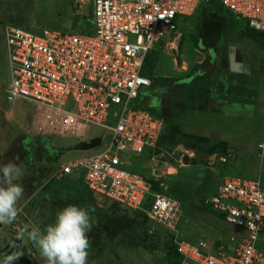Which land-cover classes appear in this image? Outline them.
<instances>
[{"label":"built area","instance_id":"1","mask_svg":"<svg viewBox=\"0 0 264 264\" xmlns=\"http://www.w3.org/2000/svg\"><path fill=\"white\" fill-rule=\"evenodd\" d=\"M210 3L248 30L264 34V0H73L72 17L88 20L92 34L43 28L36 35L7 26V98L53 109L65 117L66 126L104 130L107 143L101 151L66 162L53 177L73 178L92 196L144 217L150 233H167L182 263L264 264V251L257 246L264 232L261 177H223L214 193L203 197V206L246 232L234 246H215L184 238L178 202L154 191L124 160L152 152L164 132L163 118L138 106L152 84L144 74L147 56ZM257 149L264 158V136Z\"/></svg>","mask_w":264,"mask_h":264},{"label":"rangeland","instance_id":"2","mask_svg":"<svg viewBox=\"0 0 264 264\" xmlns=\"http://www.w3.org/2000/svg\"><path fill=\"white\" fill-rule=\"evenodd\" d=\"M72 4L73 0H0V162L15 160L20 167L26 168L23 176L30 188L18 203L20 211L17 219L12 224L0 225V258L19 250L23 256L16 264H31L30 261L45 264L40 250L28 240L27 234L23 239L18 238V234L32 228L44 232L48 224L55 222L61 209L76 204L90 205L95 209L93 216L96 223L89 233L91 250L88 264H102L103 257H116L119 263L125 257H151V264H158L171 253L167 235L150 233L138 215H128L91 196L79 181L53 177L55 171L66 162L101 151L107 143L104 130L96 126L77 128L70 125L66 128L65 117L55 110L12 102L7 98L9 68L3 41L5 27H19L36 35H40L43 28L68 34H92L88 20L72 17ZM205 11L209 12L199 9L196 17ZM86 12H89L88 8ZM219 28L217 41L207 42L220 54L214 66L228 67L224 58L228 49L232 53L237 51V55L251 50L264 60V34L249 31L238 21ZM196 33L193 22L188 21L148 55L147 74L154 75V91L138 100V106L158 113L165 122V130L152 152L133 158L125 156L124 160L128 162L130 171L149 183L154 191L178 202L184 215L181 231L184 236H189L190 230H195L201 223L208 229L212 228V232L221 234L222 240L234 246L246 232L230 226L206 211L201 204L202 197L214 192L220 179L215 170L216 154L226 150L222 145L210 144L208 138L194 134L196 126H203L197 113L173 110L167 100L169 96L179 100L183 98L182 101L191 100L193 90L199 91L197 96L200 99L203 92L213 85L212 81L203 85L198 77L209 64L205 52L195 47ZM199 49L203 50V47L200 45ZM193 100L192 106L200 105L201 101ZM248 128L235 127V130L248 132ZM245 131L240 135H250ZM94 139L100 140L97 147L81 148L80 144ZM237 156L241 161L235 165L243 166V156ZM245 161L247 163V159ZM257 167L261 176L253 177L249 170L237 172L235 166L227 175L247 179L261 177L264 180V165ZM186 180L194 182L186 187ZM45 195L46 199L39 200ZM192 234L191 238L199 239L197 234ZM260 245L258 242L257 246Z\"/></svg>","mask_w":264,"mask_h":264},{"label":"crops","instance_id":"3","mask_svg":"<svg viewBox=\"0 0 264 264\" xmlns=\"http://www.w3.org/2000/svg\"><path fill=\"white\" fill-rule=\"evenodd\" d=\"M245 51L241 52V55H237V51L232 53L228 49L227 55L224 57L228 67L213 65V61L215 62L216 59L220 58L219 52L208 54L210 56L208 60L212 61V65L205 67L200 72H208L213 85L203 92V98L200 99L196 95L199 91H192L191 100L194 101L195 97L197 101H201L200 105L193 108V110L186 105L172 104L169 101V107L173 110L197 113L200 116L199 120L203 122V126L201 124L196 126L194 134L208 138L210 144H220L226 150L222 154H216L218 158L215 170L220 179L235 176L234 174L227 175L231 173V167L233 166L237 167V172L249 170L253 177L259 176L261 173L258 171L257 166L264 165V158L259 155L257 149L258 143L264 136V60L254 55L251 50ZM191 100L186 99V101ZM171 105L178 107H172ZM245 126H249L248 132L244 131L250 135H240L244 131L238 132L235 130V127L242 128ZM237 154L243 156V166L235 165L236 162L241 161L238 159ZM221 157H224L226 161L221 163L219 161ZM245 159H247V163ZM21 168L23 174H25L27 172L26 168ZM25 179L22 176L19 181L25 189L23 197L30 191ZM46 196L41 197L39 200L46 199ZM185 220L188 221L187 217ZM180 227V231H182L183 222ZM193 232L197 234L199 239H209L207 242L215 246H219L221 242H227V240L221 239V234L212 232V228L208 229L201 223L195 227V230H190L189 236H184L181 233L186 239L196 240L191 238ZM259 243L261 245L258 248L264 251V232L259 236ZM102 264H151V257H125L122 263H119L116 257H103ZM158 264L168 263L164 258Z\"/></svg>","mask_w":264,"mask_h":264},{"label":"clouds","instance_id":"4","mask_svg":"<svg viewBox=\"0 0 264 264\" xmlns=\"http://www.w3.org/2000/svg\"><path fill=\"white\" fill-rule=\"evenodd\" d=\"M23 176L22 168L9 160L0 162V225L12 224L18 217V203L24 195V187L19 181ZM90 205L69 204L61 209L53 224L44 232L39 228L24 230L18 234L23 239L25 233L41 252L45 264H88L91 250L89 233L96 223ZM23 256L15 251L0 258V264H16Z\"/></svg>","mask_w":264,"mask_h":264},{"label":"trees","instance_id":"5","mask_svg":"<svg viewBox=\"0 0 264 264\" xmlns=\"http://www.w3.org/2000/svg\"><path fill=\"white\" fill-rule=\"evenodd\" d=\"M201 8H202V10L206 9L209 12L205 11V12H203L202 15L197 16V17H196V13H195L194 16L189 20V21L193 22V26L195 27L196 32H197L194 44H195V47L197 48V50H199V51H201V49H199L200 44L198 42L200 37L204 39L205 43H207V42H209V43L214 42L215 43L217 41L218 32L220 31L219 27H221L223 25H231V23L236 22V20L233 18V16L230 13L222 10L217 4H214V3L205 4L202 7H200L199 9H201ZM207 46H208V44H207ZM147 64H148V56H147L145 63H144V74L148 78H150L152 81L151 87L147 91V93L150 94L152 90L154 91L155 79H154L153 74L152 75L147 74ZM200 74H201V72L198 74V77H200L199 80L202 82L203 85H208L209 83H211V78H210V75L208 72L206 73V76L203 78L200 76ZM206 90H208V89H206ZM169 97H170V99H167V97H166V99L168 101H171L173 104L186 105L190 109L195 106V105L194 106L191 105V101H182L183 98H182V100L181 99L179 100V99H175L173 96H172L173 98H171V96H169ZM164 130H165V127H164ZM161 139H162V137H161ZM99 143H100L99 139H94V140L90 141L89 143H82V144H80V146L82 149H89V148L92 149L94 147H97L99 145ZM159 143H160V141H159ZM192 182H194V180H188V181L186 180V183H185V185L187 184L186 187L191 186ZM213 193L214 192H211L209 194L204 195L203 197L210 196ZM203 197H202V199H203ZM202 199H201V204H202ZM202 207H204L206 209V211H208L211 214H213L214 216L218 217L207 206L202 205ZM140 219H142L146 223V220L144 217L143 218L140 217ZM156 233H163V234L167 235V233H165V232H156ZM167 237L169 238L168 235H167ZM169 242H170L169 248H170L171 253L169 254L168 257L165 258L166 262L168 264H182V257L176 253L174 246L172 245V242L170 239H169ZM30 263L35 264L33 261H30Z\"/></svg>","mask_w":264,"mask_h":264},{"label":"flooded vegetation","instance_id":"6","mask_svg":"<svg viewBox=\"0 0 264 264\" xmlns=\"http://www.w3.org/2000/svg\"><path fill=\"white\" fill-rule=\"evenodd\" d=\"M226 16V15H225ZM198 42H199V44L203 47V50H201L203 53L204 52H206L205 53V55L207 54V59H210V56L208 55L210 52H212L213 54H216V48L213 46H207V43H205V41H204V39L203 38H199V40H198ZM210 47V48H209ZM208 64H209V66H211L212 65V61L210 60H208V62H207ZM213 65H214V61H213ZM209 66H207V67H209ZM203 70H204V68H203ZM200 76L203 78V77H205L206 76V73L203 71L201 74H200Z\"/></svg>","mask_w":264,"mask_h":264},{"label":"water","instance_id":"7","mask_svg":"<svg viewBox=\"0 0 264 264\" xmlns=\"http://www.w3.org/2000/svg\"><path fill=\"white\" fill-rule=\"evenodd\" d=\"M19 242H20V241L18 240V241H17V246H18V247H19Z\"/></svg>","mask_w":264,"mask_h":264},{"label":"bare ground","instance_id":"8","mask_svg":"<svg viewBox=\"0 0 264 264\" xmlns=\"http://www.w3.org/2000/svg\"><path fill=\"white\" fill-rule=\"evenodd\" d=\"M70 125H68V126H65L66 128H68Z\"/></svg>","mask_w":264,"mask_h":264}]
</instances>
